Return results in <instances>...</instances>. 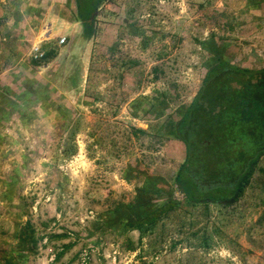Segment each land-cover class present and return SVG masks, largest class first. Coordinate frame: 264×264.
I'll return each instance as SVG.
<instances>
[{
  "label": "rangeland",
  "instance_id": "1",
  "mask_svg": "<svg viewBox=\"0 0 264 264\" xmlns=\"http://www.w3.org/2000/svg\"><path fill=\"white\" fill-rule=\"evenodd\" d=\"M26 3L0 0V264H264V158L242 200L194 208L174 178L185 145L167 132L216 37L240 41L239 9L253 3L112 0L87 58L53 65L70 37L44 42L56 56L43 77L16 64H34L31 25L42 27ZM171 202L183 209L153 232L132 226Z\"/></svg>",
  "mask_w": 264,
  "mask_h": 264
},
{
  "label": "trees",
  "instance_id": "2",
  "mask_svg": "<svg viewBox=\"0 0 264 264\" xmlns=\"http://www.w3.org/2000/svg\"><path fill=\"white\" fill-rule=\"evenodd\" d=\"M111 1L76 0V18L88 35L93 34L100 8ZM43 49V59L34 64L56 56L54 47L43 44ZM212 52L193 101L180 119L167 125V132L186 149L175 182L189 204L208 210L211 205L229 207L242 200L264 158V67L232 63L218 45ZM169 204L132 226L143 234L153 232L161 213L170 216L180 208Z\"/></svg>",
  "mask_w": 264,
  "mask_h": 264
},
{
  "label": "crops",
  "instance_id": "3",
  "mask_svg": "<svg viewBox=\"0 0 264 264\" xmlns=\"http://www.w3.org/2000/svg\"><path fill=\"white\" fill-rule=\"evenodd\" d=\"M250 3H253L249 4L250 7L239 9L241 16L238 19L242 26L237 23L236 30H239V26H241L240 41L233 40L234 43H231L232 39L224 40L223 37H216V41L223 56L230 62L246 67L251 66L248 64H253L254 62H262L263 65L257 67L262 68L264 67V0H250ZM21 10L22 12L24 10L23 15L31 17L29 18L30 21H41V28H38V25H31L29 40L33 42L32 46L37 42L44 44L45 41L58 34H61V38L70 37L67 44L60 45L61 49L57 53V57L54 58L53 65L56 62L59 63L58 66L63 63L69 64L71 57L78 55L87 58L92 52L93 36L86 33L83 22L76 18V0H27L25 9L22 8ZM17 11L18 9L15 14H17ZM46 19H48L47 22H45ZM21 36L25 42L26 40L28 41V30H22ZM238 55H241V57L236 61ZM23 62L18 60L16 63L19 67L22 65L26 67L21 70L33 71V69L38 68L37 75L41 74L42 77L44 76L43 70L51 66L48 64L44 66L45 68H41L39 65ZM239 62L241 63L239 64ZM52 74L49 79L46 78V82H51L53 88L56 89L59 87L61 73L57 74L55 71ZM23 76L21 74L19 77L23 79Z\"/></svg>",
  "mask_w": 264,
  "mask_h": 264
},
{
  "label": "built area",
  "instance_id": "4",
  "mask_svg": "<svg viewBox=\"0 0 264 264\" xmlns=\"http://www.w3.org/2000/svg\"><path fill=\"white\" fill-rule=\"evenodd\" d=\"M66 38H61L60 43H65ZM32 53L35 59H43L45 55V50L43 49V43L37 42L32 46Z\"/></svg>",
  "mask_w": 264,
  "mask_h": 264
}]
</instances>
